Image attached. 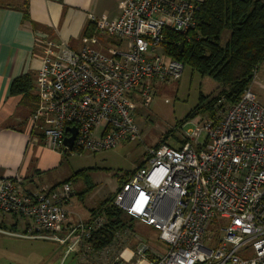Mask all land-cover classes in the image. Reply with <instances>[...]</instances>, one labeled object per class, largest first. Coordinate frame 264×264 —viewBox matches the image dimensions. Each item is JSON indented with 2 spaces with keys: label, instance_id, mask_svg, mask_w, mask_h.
Returning <instances> with one entry per match:
<instances>
[{
  "label": "built area",
  "instance_id": "obj_1",
  "mask_svg": "<svg viewBox=\"0 0 264 264\" xmlns=\"http://www.w3.org/2000/svg\"><path fill=\"white\" fill-rule=\"evenodd\" d=\"M201 4L125 0L114 21L91 16L97 32L117 41L109 55L89 39L79 51L51 39L39 43L32 131L43 134L47 148L69 154L140 140L135 109L148 108L155 84L179 81L185 69L165 54L164 31L194 29ZM189 123L181 128L185 145L148 149L144 165L115 192L117 208L159 232L165 254L129 228L96 249L91 240L108 224L105 215L72 224L71 182L29 189L20 174L0 179V236L59 245L77 264H264V105L250 86L215 120ZM68 128L78 131L72 149L64 145Z\"/></svg>",
  "mask_w": 264,
  "mask_h": 264
},
{
  "label": "crops",
  "instance_id": "obj_2",
  "mask_svg": "<svg viewBox=\"0 0 264 264\" xmlns=\"http://www.w3.org/2000/svg\"><path fill=\"white\" fill-rule=\"evenodd\" d=\"M124 7L125 0H0V179L20 174L27 187L35 189L56 186L71 178L54 177L65 152L47 148L45 140L33 135L31 129L42 58L37 45L51 39L79 51L84 40L89 39L94 48L108 53L118 45L117 41L97 31L89 33L93 27L91 16L114 21ZM24 10L28 12L27 20ZM24 77H29L33 89L27 94H12L15 80ZM251 88L264 105V63ZM76 180L72 181L74 194L67 205L72 224L90 220L92 211L114 195L119 186L118 183L106 189L86 181L87 186L79 192ZM83 192L86 194L82 195Z\"/></svg>",
  "mask_w": 264,
  "mask_h": 264
},
{
  "label": "trees",
  "instance_id": "obj_3",
  "mask_svg": "<svg viewBox=\"0 0 264 264\" xmlns=\"http://www.w3.org/2000/svg\"><path fill=\"white\" fill-rule=\"evenodd\" d=\"M23 13L27 20V10ZM89 31L91 34L96 31L94 24ZM225 34L228 37L223 44ZM162 46L169 58L182 62L203 77L213 79L220 88L216 97H201V103L179 127L204 112H209V118L215 120L218 111L226 104L234 105L241 100L252 85L254 73L264 63V0H204L196 15V27L186 34L165 30ZM30 82L29 77L15 80L11 93L27 94L33 89ZM222 100L224 103L218 106ZM34 134L44 139L39 131H33ZM172 135L171 131L156 147L168 144L167 140ZM132 173L119 180L120 187L128 182ZM81 174L82 171L63 183H72ZM114 199L115 194L100 202L92 211L93 217L105 215L108 219V224L93 235L91 242L96 249L109 246L118 230L129 228L134 231L135 220L117 208Z\"/></svg>",
  "mask_w": 264,
  "mask_h": 264
},
{
  "label": "rangeland",
  "instance_id": "obj_4",
  "mask_svg": "<svg viewBox=\"0 0 264 264\" xmlns=\"http://www.w3.org/2000/svg\"><path fill=\"white\" fill-rule=\"evenodd\" d=\"M228 34L224 35L223 44L226 43ZM102 52V51H101ZM109 55L107 52H103ZM219 85L209 77H203L185 67L182 78L170 83L155 84V96L148 108L138 105L134 111L135 120L141 130V139L133 142L121 143L117 148L99 153L76 152L64 153L60 169L54 173L56 179L72 177L82 171L77 177V190L82 192L90 184L99 185L109 189L116 186L126 174L134 172L146 160L148 149L162 144L166 135L171 131L173 137L167 140L168 144L180 147L184 142L180 124L201 103V97H216L220 94ZM36 92V90H35ZM218 106L224 100L218 102ZM226 104L219 112L226 110ZM226 112V111H225ZM224 113V112H223ZM209 112L197 115L190 122L202 124L209 118ZM186 122V123H188ZM205 135L201 137V142ZM103 185V186H102ZM117 186L116 189H118ZM6 228H9L6 222ZM136 234L148 240L150 247L165 254L168 247L160 241L159 232L151 227L139 224L135 221ZM216 232V225L209 227L208 234ZM135 246V243L130 245ZM0 264H77L75 256L65 258V248L45 241L16 239L0 236Z\"/></svg>",
  "mask_w": 264,
  "mask_h": 264
},
{
  "label": "water",
  "instance_id": "obj_5",
  "mask_svg": "<svg viewBox=\"0 0 264 264\" xmlns=\"http://www.w3.org/2000/svg\"><path fill=\"white\" fill-rule=\"evenodd\" d=\"M66 131L71 133V137H68L64 140V145L69 149H72L78 131L76 128H68Z\"/></svg>",
  "mask_w": 264,
  "mask_h": 264
}]
</instances>
